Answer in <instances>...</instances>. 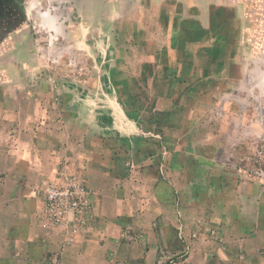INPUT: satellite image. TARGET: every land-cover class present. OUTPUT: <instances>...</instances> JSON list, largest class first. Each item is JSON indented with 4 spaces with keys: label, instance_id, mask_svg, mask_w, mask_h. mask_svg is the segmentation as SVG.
<instances>
[{
    "label": "crops",
    "instance_id": "crops-1",
    "mask_svg": "<svg viewBox=\"0 0 264 264\" xmlns=\"http://www.w3.org/2000/svg\"><path fill=\"white\" fill-rule=\"evenodd\" d=\"M117 1L118 12L91 6L75 32L90 83L66 67L49 84L25 83L37 72L25 61L0 69V264H264V190L232 176L216 159L227 143L201 128L215 108L223 124L237 109L224 98L242 76L246 6ZM62 169L84 176L96 208L73 243L39 223L40 187Z\"/></svg>",
    "mask_w": 264,
    "mask_h": 264
},
{
    "label": "rangeland",
    "instance_id": "rangeland-1",
    "mask_svg": "<svg viewBox=\"0 0 264 264\" xmlns=\"http://www.w3.org/2000/svg\"><path fill=\"white\" fill-rule=\"evenodd\" d=\"M23 1V23L13 31L11 40L6 41L4 46L0 44V69L21 67L25 61L24 64L29 67L30 72L32 69L37 71L36 75L24 76L25 83L32 84L38 81L49 84L53 79L64 83L63 77L53 76L52 71L66 67L67 79L72 83H90L93 77L90 74L86 76L84 71L89 72L90 61L86 57H89L91 51L82 44L86 40L82 33L75 32L81 25L92 21L91 6L94 9L98 6L101 12L104 2L105 9L118 12L119 2L117 0ZM146 2L149 4L148 1ZM154 2L159 3V0ZM142 3L143 0H130L129 8L132 9ZM227 3L246 6L245 10L239 12V16L246 21L242 32L244 44L241 53L242 76L240 80L233 82V95L224 98L236 103L237 106H234L237 109H230L226 117L230 121L223 124L221 119L225 113L220 106L215 108L209 112L211 118L206 126L201 125V128L208 136L213 133L221 135L227 143L225 148L217 150L216 159L231 168L232 176L238 180L257 181L264 190V9H262L264 0H231ZM45 12H50V15L57 19L60 26L57 31L44 23L41 14ZM132 14L135 15L136 12L132 11ZM145 15L146 17L141 20L153 18L151 12H146ZM151 15L152 18H149ZM110 20L111 24H115V19ZM99 21L103 22L101 13H99ZM129 31L131 29L128 28L124 32ZM17 39L24 41L22 40L21 44ZM10 42H13L15 47L7 50L6 53L3 48ZM79 53L84 55L80 56ZM6 57L15 58L13 60L15 65H9V62L5 64Z\"/></svg>",
    "mask_w": 264,
    "mask_h": 264
},
{
    "label": "built area",
    "instance_id": "built-area-1",
    "mask_svg": "<svg viewBox=\"0 0 264 264\" xmlns=\"http://www.w3.org/2000/svg\"><path fill=\"white\" fill-rule=\"evenodd\" d=\"M39 192L42 199L39 223L47 232L73 243L94 224L95 203L82 174L59 170L42 184ZM172 259H160L157 264H173Z\"/></svg>",
    "mask_w": 264,
    "mask_h": 264
},
{
    "label": "flooded vegetation",
    "instance_id": "flooded-vegetation-1",
    "mask_svg": "<svg viewBox=\"0 0 264 264\" xmlns=\"http://www.w3.org/2000/svg\"><path fill=\"white\" fill-rule=\"evenodd\" d=\"M23 6V0H0V44L23 23Z\"/></svg>",
    "mask_w": 264,
    "mask_h": 264
}]
</instances>
